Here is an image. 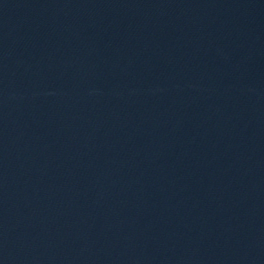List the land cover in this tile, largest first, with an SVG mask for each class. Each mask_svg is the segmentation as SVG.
<instances>
[{"label":"water","instance_id":"water-1","mask_svg":"<svg viewBox=\"0 0 264 264\" xmlns=\"http://www.w3.org/2000/svg\"><path fill=\"white\" fill-rule=\"evenodd\" d=\"M0 264H264V0H0Z\"/></svg>","mask_w":264,"mask_h":264}]
</instances>
